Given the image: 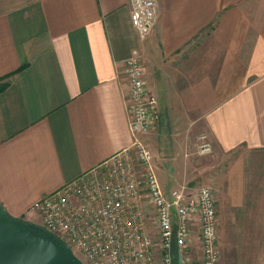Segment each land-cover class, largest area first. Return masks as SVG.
<instances>
[{"label":"crops","instance_id":"1","mask_svg":"<svg viewBox=\"0 0 264 264\" xmlns=\"http://www.w3.org/2000/svg\"><path fill=\"white\" fill-rule=\"evenodd\" d=\"M157 6L140 44L128 0H0V77L24 65L0 93V206L29 220L38 198L130 147L125 60L140 46L162 188L192 178L205 134L217 264H264V0Z\"/></svg>","mask_w":264,"mask_h":264},{"label":"built area","instance_id":"2","mask_svg":"<svg viewBox=\"0 0 264 264\" xmlns=\"http://www.w3.org/2000/svg\"><path fill=\"white\" fill-rule=\"evenodd\" d=\"M130 21L143 44L158 17L157 0H128ZM140 46L125 60L129 82L128 127L132 142L116 154L34 201L30 210L38 226L84 264H217V214L209 184L182 182L166 191L146 136L159 121L158 102L143 68ZM199 154L211 152L205 134L198 136ZM133 151L135 158L130 156ZM155 220L156 233L150 231ZM198 226L199 252L189 250Z\"/></svg>","mask_w":264,"mask_h":264},{"label":"water","instance_id":"3","mask_svg":"<svg viewBox=\"0 0 264 264\" xmlns=\"http://www.w3.org/2000/svg\"><path fill=\"white\" fill-rule=\"evenodd\" d=\"M173 264H183L174 254ZM0 264H84L71 248L39 226L9 218L0 206Z\"/></svg>","mask_w":264,"mask_h":264},{"label":"rangeland","instance_id":"4","mask_svg":"<svg viewBox=\"0 0 264 264\" xmlns=\"http://www.w3.org/2000/svg\"><path fill=\"white\" fill-rule=\"evenodd\" d=\"M205 54L206 53H204V56H205ZM143 60H144V58H143ZM204 65H205V63H204ZM207 71L208 70H205L204 69V72H207ZM150 87H151V85H150ZM145 140H146V142H148L147 138ZM148 144L150 146V143L149 142H148ZM210 153L211 152L199 154L198 151L196 152L195 155L197 157L194 160L196 162V164H195V166L193 165L192 170H190L191 172L188 171V173H187V175L192 176V178L190 180L185 181L186 184H189V186H198V185H201V184H209L214 189L215 182H214V179L212 177H216V170H213L212 169L213 168L211 166L212 165V157H211V154ZM130 156L132 158H135V154H134L133 151L130 152ZM200 166L202 168L201 175L199 173H197L194 176V172H195L194 171V167H197L198 168ZM184 169L185 168H183V170ZM212 170L215 171V172H213ZM212 172H213V174H211ZM27 219H29V220H22V221L25 222L26 224H32L34 226H38V224H39V217L34 212H31L30 211V213L27 215ZM149 227H150V231L152 233H156L157 226H156L155 220L153 218L150 219ZM187 251H190L195 257L198 255L199 247H198V244L196 243V241L190 245V248Z\"/></svg>","mask_w":264,"mask_h":264},{"label":"trees","instance_id":"5","mask_svg":"<svg viewBox=\"0 0 264 264\" xmlns=\"http://www.w3.org/2000/svg\"><path fill=\"white\" fill-rule=\"evenodd\" d=\"M23 67H24V65L20 66V67L17 68L15 71H13V72H11V73H9V74H6V75L0 77V93H1L2 91H4V90L6 89V87L9 85L10 80H11L10 78H11L14 74L20 72V71L23 69ZM6 215H7V214H6ZM7 216H8L9 218H11L9 215H7Z\"/></svg>","mask_w":264,"mask_h":264}]
</instances>
